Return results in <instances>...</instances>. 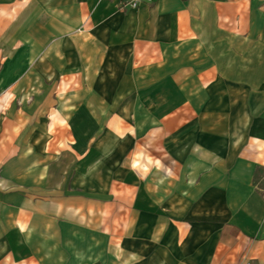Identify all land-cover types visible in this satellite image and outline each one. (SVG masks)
<instances>
[{"label": "crops", "instance_id": "1", "mask_svg": "<svg viewBox=\"0 0 264 264\" xmlns=\"http://www.w3.org/2000/svg\"><path fill=\"white\" fill-rule=\"evenodd\" d=\"M116 3L0 0V264H264V0Z\"/></svg>", "mask_w": 264, "mask_h": 264}, {"label": "rangeland", "instance_id": "2", "mask_svg": "<svg viewBox=\"0 0 264 264\" xmlns=\"http://www.w3.org/2000/svg\"><path fill=\"white\" fill-rule=\"evenodd\" d=\"M63 172L64 170L60 171V169H56L52 172L53 173L52 181L53 183H56V186H58L59 182H62V179L64 178ZM74 175L75 174L73 173L70 174L68 172L67 175H65V180L63 184L64 185L70 184L74 180ZM70 177L71 179H69ZM64 185L62 186L61 189H63ZM71 192H73L72 195H74L75 193L74 190H72ZM41 208L42 210L47 211L48 204L46 203L45 206H42ZM77 217L78 219H80L79 221L76 218H72V222H68L65 219L58 221V222L69 223V226H71L72 229L74 230L70 235L69 234L65 235L64 240L58 234H55V235L52 234L50 236V242L52 243L51 244L52 248L50 247L49 250L45 251L44 255L49 254L53 259H55L56 262L54 264H63L64 262H66L67 264L69 263L71 264H96L97 254H99V252H97L99 249H96V246L102 245V244L106 245L110 240V239L108 240V237H109L108 235L106 234L104 235L100 232L101 229L100 231L98 230V228L96 231L95 229L82 230V229H85L84 226H81V227L79 226V225H85L90 228L100 227V222L99 223L96 222L98 218L95 217V214L91 212L90 209L87 210V214L85 216L83 215L81 217L79 216ZM104 217H105L104 219L107 220L106 213ZM75 222H79V223H75ZM106 225L107 223H105V226ZM101 227L102 229L104 228L103 225ZM58 236L59 238H61V240L58 239ZM43 237L45 240L49 241V235L45 234ZM86 243H87V247H85ZM89 243H91V245L88 247ZM100 253L101 254L104 253L105 254L104 257H106L109 254L111 255V250L110 249H108L107 251L101 250ZM122 257L123 256L121 255L120 258ZM41 258H43L42 253H41ZM43 262H46V261H43ZM32 263H33L32 261H29V263H22V264H32Z\"/></svg>", "mask_w": 264, "mask_h": 264}, {"label": "built area", "instance_id": "3", "mask_svg": "<svg viewBox=\"0 0 264 264\" xmlns=\"http://www.w3.org/2000/svg\"><path fill=\"white\" fill-rule=\"evenodd\" d=\"M151 2L152 0H117L116 8L118 11L136 10Z\"/></svg>", "mask_w": 264, "mask_h": 264}]
</instances>
